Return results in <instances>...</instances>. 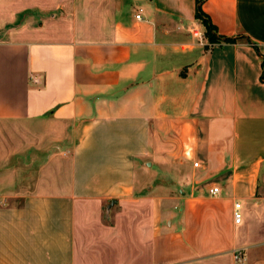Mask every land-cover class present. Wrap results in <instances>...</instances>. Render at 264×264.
<instances>
[{"label":"crops","instance_id":"0c3cea01","mask_svg":"<svg viewBox=\"0 0 264 264\" xmlns=\"http://www.w3.org/2000/svg\"><path fill=\"white\" fill-rule=\"evenodd\" d=\"M198 1L0 0V264H264V0Z\"/></svg>","mask_w":264,"mask_h":264},{"label":"rangeland","instance_id":"374dc122","mask_svg":"<svg viewBox=\"0 0 264 264\" xmlns=\"http://www.w3.org/2000/svg\"><path fill=\"white\" fill-rule=\"evenodd\" d=\"M208 37V36H207ZM11 129H13V128H11ZM16 129V128H15ZM6 133H8L7 134V137H5L4 138V141H3V143H4V145H6L7 147L6 148H4L5 150H4V156L6 157V159H7V165H6V167L5 168H3L2 169V174H3V176L4 175H7L8 173H9V169H13V168H15L16 166H20V167H22L23 169H25V164H26V162H27V160H29V159H27V153L28 152H25L24 154H20V155H18V154H12L13 152H11V149H9V147L8 146H10L11 145V143L12 142H14L15 141V143H17V139H16V136L14 135V133L16 134V131H14V132H12L11 134H10V132H6ZM5 133V134H6ZM13 140V141H12ZM14 144V143H13ZM15 145V144H14ZM12 151H13V149H12ZM155 179H152L150 182L152 183L153 181H154ZM105 210L107 211V213H109V207L107 208V207H105ZM107 216H108V219L110 220V214H106Z\"/></svg>","mask_w":264,"mask_h":264},{"label":"trees","instance_id":"16d2710c","mask_svg":"<svg viewBox=\"0 0 264 264\" xmlns=\"http://www.w3.org/2000/svg\"><path fill=\"white\" fill-rule=\"evenodd\" d=\"M202 3H203V0L198 1L197 18L201 20L206 27V36H208L207 38L209 42L216 43L222 38L216 36V27L212 24L209 17L205 15V13L203 12ZM224 40L226 42L234 41V39H231V38H225Z\"/></svg>","mask_w":264,"mask_h":264},{"label":"built area","instance_id":"2783aa9c","mask_svg":"<svg viewBox=\"0 0 264 264\" xmlns=\"http://www.w3.org/2000/svg\"><path fill=\"white\" fill-rule=\"evenodd\" d=\"M138 19L141 18V15L137 16ZM34 80V79H33ZM37 81V79H35ZM196 166H198V163H195ZM220 192L219 187H214L211 189V193L213 195H217ZM244 216L242 213V205L241 203L235 204V211H234V222L236 225H240L243 222ZM234 259L238 263H242L246 259V254L242 249H237L234 251Z\"/></svg>","mask_w":264,"mask_h":264},{"label":"water","instance_id":"95a60500","mask_svg":"<svg viewBox=\"0 0 264 264\" xmlns=\"http://www.w3.org/2000/svg\"><path fill=\"white\" fill-rule=\"evenodd\" d=\"M110 209H111V207H110Z\"/></svg>","mask_w":264,"mask_h":264}]
</instances>
